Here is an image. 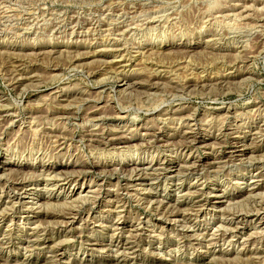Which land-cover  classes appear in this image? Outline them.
<instances>
[{"label": "rangeland", "instance_id": "obj_1", "mask_svg": "<svg viewBox=\"0 0 264 264\" xmlns=\"http://www.w3.org/2000/svg\"><path fill=\"white\" fill-rule=\"evenodd\" d=\"M0 160V264H264V0H0Z\"/></svg>", "mask_w": 264, "mask_h": 264}, {"label": "bare ground", "instance_id": "obj_2", "mask_svg": "<svg viewBox=\"0 0 264 264\" xmlns=\"http://www.w3.org/2000/svg\"><path fill=\"white\" fill-rule=\"evenodd\" d=\"M214 8V7H213ZM237 15H238V13H237ZM130 32V31H129ZM246 54V53H245ZM179 62V61H178ZM56 74V73H55ZM182 77V76H181ZM71 108V107H70ZM102 111V110H101ZM93 117V116H92ZM99 117V116H98ZM4 118V117H3ZM2 119V118H1ZM100 121V120H99ZM15 122V121H14ZM179 122V121H178ZM13 123V122H12ZM28 130V129H27ZM100 133V132H99ZM35 134V133H34ZM56 140V139H55ZM122 140V139H121ZM124 141V140H123ZM126 141V140H125ZM129 142V141H128ZM119 143V142H118ZM122 144V143H121ZM204 144V143H203ZM128 145V144H127ZM113 154V153H112ZM0 164H1V160H0ZM121 164V163H120ZM118 165V164H117ZM96 167V166H95ZM173 167V166H172ZM65 168V167H64ZM94 169V168H93ZM177 170V169H176ZM8 171V170H7ZM11 171V170H10ZM51 171H53V170H51ZM87 172V171H86ZM53 173V172H52ZM55 173V172H54ZM51 175V174H50ZM85 176V175H84ZM156 178V177H155ZM55 179V178H54ZM23 182V181H22ZM19 187V186H18ZM56 188V187H55ZM65 189H67V188H65ZM80 189V188H79ZM79 189H76V188H72L71 189V191H70V194H72V196H76L77 195V199H81V198H83L82 197V195H83V193H88V192H92V191H87L88 190V186H86V187H82V192L80 191L79 193H78V190ZM91 189V188H90ZM92 190V189H91ZM18 193L15 195V198L16 199H14V200H16V201H18V202H21L22 200H24V199H27V198H29L31 195H33L34 194V191H33V189H26V188H21V189H18V191H17ZM94 193V192H93ZM99 195V194H98ZM88 197V196H87ZM72 198V197H71ZM76 198V197H75ZM32 201V200H31ZM66 201V200H65ZM73 201V200H72ZM105 201V200H104ZM17 202V203H18ZM74 202V201H73ZM38 203H40V202H38ZM49 203V202H48ZM63 203V202H62ZM41 204V203H40ZM43 204V203H42ZM46 204V203H45ZM51 204V203H50ZM53 204V203H52ZM151 204V203H150ZM55 205H56V203H55ZM73 205V204H72ZM200 205V204H199ZM22 206V205H21ZM37 206V205H36ZM52 206V205H51ZM3 207V206H2ZM39 207V206H38ZM43 208H44V206H43ZM47 208V207H46ZM206 208V207H205ZM23 209V208H22ZM116 210V209H115ZM120 210V209H119ZM0 211H1V209H0ZM183 211V210H182ZM10 212V211H9ZM25 213H28V211H25ZM59 213V212H58ZM110 213V212H109ZM7 214V213H6ZM22 214H24V213H22ZM65 215H67V214H65ZM1 216H6L7 217V215H5V213H0V218H2ZM182 216V215H181ZM36 217V216H35ZM183 220V219H182ZM30 221V220H29ZM118 224V223H117ZM122 224V223H121ZM55 225V224H54ZM95 226V225H94ZM115 227V226H114ZM119 227H122V226H119ZM137 227V226H136ZM123 228V227H122ZM124 229V228H123ZM237 229V228H236ZM141 234V233H140ZM139 237V236H138ZM231 242V241H230ZM215 243V242H214ZM2 245H3V243H2ZM207 247V246H206ZM210 250V249H209ZM206 253V252H205ZM264 262V261H263Z\"/></svg>", "mask_w": 264, "mask_h": 264}]
</instances>
